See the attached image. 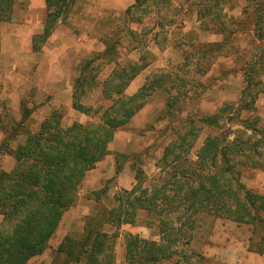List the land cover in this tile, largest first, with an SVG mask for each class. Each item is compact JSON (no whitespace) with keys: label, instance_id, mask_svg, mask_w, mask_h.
<instances>
[{"label":"rangeland","instance_id":"374dc122","mask_svg":"<svg viewBox=\"0 0 264 264\" xmlns=\"http://www.w3.org/2000/svg\"><path fill=\"white\" fill-rule=\"evenodd\" d=\"M10 1H0V173L17 166L3 145L15 151L39 132L52 140L79 126L113 130L109 154L86 173L76 204L28 264H75L57 248L65 236L78 238L88 218L115 236L114 264H125L128 235L162 245L164 232L181 245L161 264H193L195 255L204 264H264L253 251L259 228L239 221L231 192L243 184L264 195V166L233 169L241 184L232 180L218 206L201 205L203 193L185 197L220 173V158L200 160L207 141L228 145L233 164L243 157L241 141L255 142L251 161L264 165L256 132L264 133V0H152L150 15L131 9L134 0ZM49 16L54 25L43 40ZM134 103L140 108L129 122L111 128ZM119 207L131 208L134 225L121 224Z\"/></svg>","mask_w":264,"mask_h":264},{"label":"trees","instance_id":"16d2710c","mask_svg":"<svg viewBox=\"0 0 264 264\" xmlns=\"http://www.w3.org/2000/svg\"><path fill=\"white\" fill-rule=\"evenodd\" d=\"M0 1L4 4L7 1V5L11 3L10 0ZM212 1L214 0H200L199 2L200 4H212ZM152 3V0H134L131 9L142 8L143 12L150 15ZM53 25V20L49 16L48 25L44 36H42L43 40L49 37ZM137 104L134 103L132 107L126 109L128 110L127 113L125 112L124 117L118 123L115 120L109 121L110 124H113L110 127L115 129L128 123L140 108ZM103 126L104 128L73 127L65 132L60 131L53 136L52 140H48L44 134L39 132L38 138L31 137L25 148L19 147L15 151L6 145L2 146L5 153L16 161L17 166L10 174L0 173V215L5 223L0 229V264H28L32 258L41 256L45 252L63 214L76 204L77 192L86 173L109 154L107 146L113 138V130L105 128L108 127L106 123ZM193 128L194 126L181 131L184 134L169 145L165 153L171 155L172 148L177 146L183 136ZM256 132L260 134L262 145H264V133H261L262 131ZM38 145L39 149H36ZM243 145L248 146L250 144L241 141L239 152L243 157L240 163L233 164L228 156V145H220L218 148L215 141H207L201 152L203 156L200 157V160L215 164L220 158V173L217 179H209L207 187L188 189L185 192V197L189 195L194 199L198 198L197 194L203 193L207 197L203 198L205 200L200 202L201 205L208 202L209 206L210 203L218 206L215 200L218 197H223V191L228 188L233 189L232 180L235 184H241L238 177L234 179L235 172L233 169L237 172L240 168L263 169L264 165L254 160L251 161L252 157L249 155V150L252 151L253 148L254 151L256 149L255 142L247 149H244ZM118 158L122 157L117 156V160ZM222 173H227L226 181L221 179ZM177 179L179 181L181 179L182 188L186 187L184 177L179 176ZM223 183L224 186H222ZM231 192H233L234 198L236 197L235 208L238 212L239 221L251 223L256 232L259 228L260 235L257 239V248L253 251L264 256V249L259 247L264 246V195L246 191L243 184ZM131 193L125 192L129 196ZM146 194L149 202L157 201L158 198L155 193L146 192ZM97 200L99 201V198ZM130 203L131 201L128 205ZM132 204L134 205L135 201ZM139 204H142V201ZM119 209L121 210V220L118 219L117 213L109 214L112 219L110 221L111 226L119 225L120 221L123 225H134V214H130L131 208L127 210L126 207H119L117 210ZM212 210L214 214L219 213L215 211L216 209ZM93 219H87L83 232L78 238L65 236L58 245L57 252L75 264H114L113 239L115 236L111 237L96 229ZM159 237L163 240L162 245L128 235L124 244L125 264H161L170 259L174 253L171 248L174 245H181V240L177 236L167 237L166 232L160 233ZM180 252L183 253L182 247ZM195 257L193 264H204L202 257L197 255Z\"/></svg>","mask_w":264,"mask_h":264},{"label":"crops","instance_id":"0c3cea01","mask_svg":"<svg viewBox=\"0 0 264 264\" xmlns=\"http://www.w3.org/2000/svg\"><path fill=\"white\" fill-rule=\"evenodd\" d=\"M260 256H262V255H260ZM264 257V256H263Z\"/></svg>","mask_w":264,"mask_h":264}]
</instances>
